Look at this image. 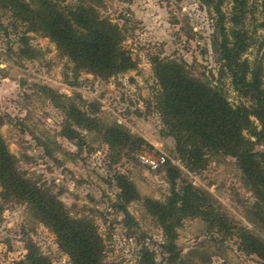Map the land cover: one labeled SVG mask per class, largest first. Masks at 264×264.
Returning <instances> with one entry per match:
<instances>
[{"label": "rangeland", "instance_id": "1", "mask_svg": "<svg viewBox=\"0 0 264 264\" xmlns=\"http://www.w3.org/2000/svg\"><path fill=\"white\" fill-rule=\"evenodd\" d=\"M92 6L101 18L119 26L123 47L135 68L100 78L63 56L42 34L27 33L26 52L20 44L22 27L0 29V135L26 178L62 203L69 218L91 224L103 248L102 264H142L143 252L153 264H261L246 253L241 231L264 242V228L254 217L256 200L231 157L207 155L204 166L191 169L175 151L172 137L162 134L159 87L152 60L187 64L192 75L221 90L233 104L249 102L232 88L212 38L220 7L229 33L230 0H62ZM2 23L8 14L0 10ZM264 12L260 0H246L242 31L249 44L241 60L261 68L264 89ZM230 39L233 38L231 32ZM74 106L95 119V129H74L80 137L63 136L65 113ZM254 120L255 124H258ZM118 126L145 141L139 149L109 145L107 127ZM81 142V143H80ZM80 143L81 146L77 144ZM255 151H263L256 145ZM164 155L158 170L143 165L139 155ZM179 171L175 189L191 185L206 198L204 216L183 219L175 227L170 253L166 236L146 201L165 204L171 195L169 168ZM131 181L137 199L120 196L116 176ZM1 192V188H0ZM31 246L47 264H73L59 248L54 232L36 218L29 206L0 195V264L25 262Z\"/></svg>", "mask_w": 264, "mask_h": 264}, {"label": "trees", "instance_id": "2", "mask_svg": "<svg viewBox=\"0 0 264 264\" xmlns=\"http://www.w3.org/2000/svg\"><path fill=\"white\" fill-rule=\"evenodd\" d=\"M229 23L233 38L230 39L224 25L220 7L212 38L213 52L217 54L230 78L234 91L249 102L231 104L224 93L208 82L194 77L184 62L154 58L152 69L157 78L158 107L162 113L164 136L172 137L175 151L191 169L204 166L205 158L221 154L235 160L244 175V183L252 192L256 203L254 217L264 228V89L262 70L241 60L249 44L242 31V19L246 0H230ZM264 12V0H260ZM0 10L8 16L5 27L0 15V29L8 32V26L24 29L19 40L27 52V33H39L48 38L57 50L75 65L100 78L124 74L135 68L131 55L123 47L124 36L118 25L85 4L68 5L62 0H0ZM264 27V25H263ZM65 113L63 136L68 140L80 137L74 129H95V119L74 106L62 108ZM254 118L258 124H255ZM1 127V118H0ZM104 139L109 145L139 149L145 141L133 137L118 126L107 127ZM81 143V142H80ZM78 143V146H81ZM263 151H255V146ZM171 195L165 204L146 201L148 211L156 217L164 235L166 248L171 253L176 238L175 227L188 217L204 216L206 198L191 185L178 193L175 180L176 168H169ZM120 196L127 203L137 199L136 189L123 175L115 178ZM0 188L1 198L16 200L29 206L33 215L49 227L57 237L59 248L73 264H102V242L95 228L84 220L68 217L61 202L37 186L19 170L16 159L10 154L0 135ZM246 253L255 255L264 264V242L241 231L239 234ZM27 264H47L31 246L27 248ZM153 255L143 252L142 264H153ZM20 262L19 264H24Z\"/></svg>", "mask_w": 264, "mask_h": 264}, {"label": "built area", "instance_id": "3", "mask_svg": "<svg viewBox=\"0 0 264 264\" xmlns=\"http://www.w3.org/2000/svg\"><path fill=\"white\" fill-rule=\"evenodd\" d=\"M139 160L143 165L152 170H158L166 163L164 155L148 156L146 154H142L139 155Z\"/></svg>", "mask_w": 264, "mask_h": 264}]
</instances>
